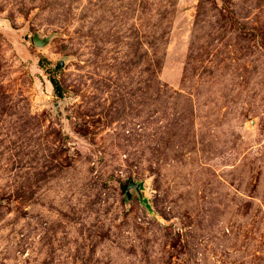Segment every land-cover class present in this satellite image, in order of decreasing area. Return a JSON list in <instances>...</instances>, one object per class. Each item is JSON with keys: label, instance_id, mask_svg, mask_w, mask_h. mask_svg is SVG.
Wrapping results in <instances>:
<instances>
[{"label": "rangeland", "instance_id": "1", "mask_svg": "<svg viewBox=\"0 0 264 264\" xmlns=\"http://www.w3.org/2000/svg\"><path fill=\"white\" fill-rule=\"evenodd\" d=\"M0 264H264V0H0Z\"/></svg>", "mask_w": 264, "mask_h": 264}, {"label": "water", "instance_id": "2", "mask_svg": "<svg viewBox=\"0 0 264 264\" xmlns=\"http://www.w3.org/2000/svg\"><path fill=\"white\" fill-rule=\"evenodd\" d=\"M35 41H36V43L37 44H40V42H39V39L38 38H35ZM130 187H135V188H137V189H139V186L140 185H138V184H135L133 181H131V183H130V185H129ZM128 195L130 196V194L128 193Z\"/></svg>", "mask_w": 264, "mask_h": 264}, {"label": "trees", "instance_id": "3", "mask_svg": "<svg viewBox=\"0 0 264 264\" xmlns=\"http://www.w3.org/2000/svg\"><path fill=\"white\" fill-rule=\"evenodd\" d=\"M52 82L54 83L56 89H57V92L60 91V88H59V85H58V82L56 81V79L52 78Z\"/></svg>", "mask_w": 264, "mask_h": 264}]
</instances>
